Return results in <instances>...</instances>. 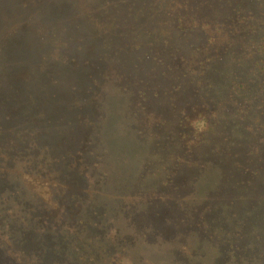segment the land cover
Instances as JSON below:
<instances>
[{
  "label": "rangeland",
  "instance_id": "374dc122",
  "mask_svg": "<svg viewBox=\"0 0 264 264\" xmlns=\"http://www.w3.org/2000/svg\"><path fill=\"white\" fill-rule=\"evenodd\" d=\"M6 1L13 6L19 2ZM64 1L72 7L70 23L82 19L88 31L85 43L93 55L88 60L93 65L87 66L94 68V74L98 69L92 77L97 81L88 89L71 92L74 96L67 95L65 107H54L55 114H47L44 121L47 108L36 112L31 109L37 107L30 98H22L2 85L0 102L11 96L8 111L26 118L31 127L26 149L19 150V155L12 159L8 148L2 149L6 154L0 151V264H211L220 248L213 247L214 241L200 226H189L200 222L203 215L197 206L206 209L218 192L214 171L220 163H208L214 155L205 162L192 155L185 158L191 152L188 146L197 138L191 127L202 128L216 113L220 117L226 114L233 124L234 102L245 103L244 98L255 105L258 116L264 114V0H239L243 8L250 2L249 9L255 14L246 26L230 9L229 15L223 10L227 18L216 21L219 7L226 8L229 0H209L201 12L196 8L200 0H184L180 15L193 9L197 14V21L191 24L196 28L189 33L173 26L178 10H171L172 0H136V12L118 10L115 5L112 8L111 0ZM258 17L263 22L256 24ZM77 26H55L46 33L43 28L32 30L39 44L35 47L38 63L49 65L48 72L53 75L60 73V63H67L60 54L71 55L67 47L70 40L63 51H58L59 31L73 37ZM147 30L153 31L152 39L146 38L152 50L142 56V74L133 79L125 74L123 79L118 77L106 52L101 54L103 49H110L105 44L113 45ZM10 33L14 31H2L3 36ZM8 39L17 43L2 53L10 58L3 59V64L24 66L28 60L23 55L29 57L32 45L25 43L23 35L4 36L5 43ZM196 41L199 48L189 47ZM20 44L25 52L17 48ZM194 51H201L204 57L193 58ZM193 60H201L203 66H193ZM35 61L32 56L31 62ZM67 64L86 67L78 60ZM104 69L107 79L100 76ZM56 76L65 80L63 93L69 92L74 85L71 77ZM193 96L200 99H195L199 100L197 110L190 108ZM168 97L174 101L168 103ZM248 103L243 108L247 109ZM8 111L6 116L11 115ZM34 113L42 116L35 125L31 121ZM178 117L183 129L180 143L174 137ZM248 118L242 142L251 144L252 132L264 128V120L253 124L251 121L258 117ZM233 125V138L241 139V126ZM37 127L42 129V136H37ZM218 132L215 130L214 135ZM217 139H209L205 147L212 150ZM183 150L185 156L180 154ZM176 154L180 168L173 171ZM263 155H254L252 161H260L264 170ZM215 206L219 209L216 217H211L213 223L219 221L224 204L213 202ZM213 227L209 236L216 242L219 232ZM222 260L221 264H233Z\"/></svg>",
  "mask_w": 264,
  "mask_h": 264
},
{
  "label": "trees",
  "instance_id": "16d2710c",
  "mask_svg": "<svg viewBox=\"0 0 264 264\" xmlns=\"http://www.w3.org/2000/svg\"><path fill=\"white\" fill-rule=\"evenodd\" d=\"M16 1L19 2H17L16 6H13L8 4L6 0H0V92L2 91L3 85L4 88H9L12 93H17V95L20 94L22 98H30L28 100L34 105V107H37L30 108L34 109L36 112L41 107L47 108V113L45 114V116H43L44 121L47 118V114H50L51 112L55 114L52 111L54 107H56L57 109L59 107H65L68 100L67 95H75L71 94V92L76 93L81 89L83 90V88L88 89V86L91 85L92 82L94 83L95 78L92 79V77L98 74V69H96V72L94 74V68L92 66L88 68L87 66V64H92L88 60L90 56H93L88 49V43H85V41L89 39L88 31L86 27L83 26L82 19L77 23H70L71 21H69L68 12L71 11L72 7L69 6L66 1L42 0L43 2L41 4L39 3L40 0ZM135 1L136 0H111L110 5H112V8L115 5L116 9L118 10H132L131 12H136L134 11L136 10V8L133 10L134 6L136 5ZM229 1V4L226 2H223L222 4H228L226 8H222L221 6L219 7V13L217 14L216 21L218 19H222V17L227 18L224 17L225 13L223 12V10L228 9H230L232 12H235L233 16H238L240 19L238 21H241L244 26H246L249 21L252 20V18L255 19V14L249 9L250 2L247 3L249 7L243 8L241 7V3L239 0ZM208 2L209 0H200L199 2H197L196 8L201 12L204 10L203 5H206ZM169 3L170 5L172 4L171 10H178L176 11L178 15H174L177 17L172 21L173 26L175 28H178L181 33H183L184 31H188L187 33L192 32L194 28H196V26L191 24L197 21V14H195V10H189L188 13H183L182 16L180 15L181 13L179 9L184 5V0H172ZM241 11H243L242 14ZM228 12L229 10L227 11V13ZM128 16H131V14L128 13ZM201 16L202 15H200V18ZM183 19L187 20L183 21ZM209 20L211 21L210 18ZM257 20L258 21L256 22V24H258L261 19L258 17ZM261 22L263 21L261 20ZM68 24L71 25V28L78 24V26L76 27L75 35L71 37L70 34L68 35V37H66L63 35L69 32L62 30L59 31L62 38L60 39L61 43H59L58 51H63L65 42L70 40L71 43L68 44L67 42V47L71 49V55L73 56H71L70 54H60L61 57H63L62 60L67 63L78 60L79 62H83L86 67L80 66L77 68H73L72 65L68 66L67 63H60V65L62 64L60 73L56 71V73H54V77L52 73L48 72L49 65L41 66V62L40 64L38 63L39 52L35 47H37L39 44H37V41H35V36L33 35L32 30L33 32H37L39 29L43 28L44 32L46 33L47 31H49V28H53L56 26V29H59L60 27L64 26L68 27ZM6 29L14 31V33H10L9 35L5 34L4 36H6V38H9L13 35H23L25 43H29L30 45H32V47L29 48L32 49L31 54H28L29 57L26 58L24 56L25 53L23 55V58L28 60L24 63V66H20L19 64H10L6 66L3 64L5 62V60L3 59L10 58L8 55L3 56L2 53L5 54V52L12 49V47L17 43V40L15 39L14 41L8 39V43L4 42L2 31ZM148 31L149 30L143 31V33L139 34H132L130 35L131 37L128 38L124 37L118 42H113V45H106L107 43L105 44V46L110 47V49L108 52L103 49V53L101 54H104L106 52L104 55L107 56L108 62L111 61L113 62L114 67L116 66V68L114 69L118 74V77L122 75L121 77L123 79V74H125L129 78H131L132 76L133 78H135L136 75L138 76L142 74L140 73V63L142 56L147 55L146 52L152 50V46L148 44L146 38L152 39L153 31H149L151 34H148ZM262 32L264 33V30ZM102 39L108 42V39H106L105 37H102ZM262 40H264V37L262 38ZM197 45L199 44L196 41V43L194 44H189V47L196 48L198 47ZM17 48L19 50H22L21 52H25V47H23L22 44L17 45ZM194 53L195 54H191L193 58L200 59L204 57L201 51H194ZM32 56L35 57V62H31ZM66 56H68L69 58L67 61ZM193 62V66H203L201 60L197 63H195V60H193ZM80 68H85L86 70L83 71ZM59 74L64 75V78L66 79H69L71 77V80L74 82V85L70 86V93H63L65 80H60V77L56 76ZM50 76L52 77L49 79ZM100 76H104L105 79L109 78L106 69H104L103 72L100 73ZM119 82H121V80ZM81 92L83 93V91ZM195 99L199 98L193 96V100ZM244 99L245 103L240 102L239 104H236L234 102V104L236 105V108L234 109V116H236V120H233V124L241 126L238 132L241 139L233 138V134H235L236 132L232 128L234 127V125L232 124L231 119H229L226 114H223V116L220 117L216 113V115H211L210 122L209 120H205L204 126H201L202 128L199 129L197 127L196 130L195 128H193V126L191 127L197 132L196 142L194 145L188 146L187 150L191 149L190 154L188 152L186 155V150H183L182 153H180L181 156L186 155L185 158H187L188 155L190 157L192 155L194 159L199 161L202 160L204 162L206 160H211V156L214 155V159L209 161L208 163H220V167H218L217 170L214 171L215 176L218 177L217 183L215 185L219 187L218 192H215L212 202L206 209L204 208V206H197L199 207L197 210L203 212V215H206L207 217L204 218V216L201 215V218L199 219L200 222L198 220L193 221L189 226L190 228H194V226L197 225L200 226L204 235L208 234L209 239L214 241L213 247L217 245L220 248L218 249V257L214 255L211 258V264H221V261H223L222 259H224V261H231L233 262V264H264V193L261 189V187L264 188V170L259 166L260 161H257V163H253L252 161V157L254 155H257L258 153H264V128H258L252 132L253 139L251 140V144L242 142V139L246 137L245 130H247L250 123H245L246 120L249 121L250 119L248 118V116H251V120L252 116L258 117L251 121L252 123L254 122L256 124L264 120L259 117L264 116V114H260L258 116L255 112V110H258L255 108V105L248 103L249 100L247 102L246 98ZM10 100L11 96H7L4 97V101L0 102V151H3V148H8L7 155L12 158L13 155L20 154L19 150L26 149V134L29 133V128L31 126L28 124L26 118L17 117L15 112L8 111L12 104L10 103ZM168 100V103L174 101L172 97H168ZM199 100H195L191 103L190 108L192 110H197ZM247 103V109L243 108V106ZM223 108L224 107H222L221 109L222 111ZM7 111L9 114H11L10 116H6ZM41 118L42 116H36L35 114L31 119L32 124L35 125V122L40 121ZM15 123H17L18 126H14ZM228 123L232 124V126H228ZM180 124L181 120L178 117L175 120L176 128L174 131V137L179 143L181 141L180 139H183L181 135L183 129L180 127ZM227 127H230L228 132ZM154 130L156 131L157 129ZM215 130H218L219 132L218 134L214 135ZM41 131L42 129L37 127V132H40L37 134V136L43 135ZM188 135H190L189 132ZM213 137L218 138L217 140L219 141L212 147V150H208V146L206 148L205 144L209 139H212ZM12 140L14 142L11 146L10 143ZM234 158L235 160H233ZM173 160L175 162L173 171H176L177 168L179 170V154L174 155ZM171 174L172 176H174L175 172H172ZM170 179L171 178H169L168 176L167 180ZM165 180L161 183V185L164 184ZM255 197L257 198L256 201H254ZM219 201H221V205L224 204L223 210L219 212V221L217 223H213L214 220H212L211 217H216V212L219 209L218 206L213 207V202ZM213 226L216 227L219 232V237L216 242L213 236H209L211 227ZM21 245H24V243H21Z\"/></svg>",
  "mask_w": 264,
  "mask_h": 264
}]
</instances>
